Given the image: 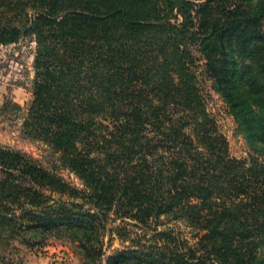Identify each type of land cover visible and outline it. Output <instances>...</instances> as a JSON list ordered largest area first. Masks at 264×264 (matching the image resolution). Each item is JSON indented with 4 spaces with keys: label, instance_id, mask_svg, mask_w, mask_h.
<instances>
[{
    "label": "trees",
    "instance_id": "1",
    "mask_svg": "<svg viewBox=\"0 0 264 264\" xmlns=\"http://www.w3.org/2000/svg\"><path fill=\"white\" fill-rule=\"evenodd\" d=\"M24 39L22 130L83 188L0 148L2 219L43 229L27 242L69 229L88 264H103L107 233L121 246L104 264H264V161L230 155L189 50L264 151V0H0V46Z\"/></svg>",
    "mask_w": 264,
    "mask_h": 264
},
{
    "label": "rangeland",
    "instance_id": "2",
    "mask_svg": "<svg viewBox=\"0 0 264 264\" xmlns=\"http://www.w3.org/2000/svg\"><path fill=\"white\" fill-rule=\"evenodd\" d=\"M189 50L195 58L198 85L201 89L207 111L216 119L219 130L228 141L229 153L236 158L254 157L264 161V151L255 152L250 140L237 127L235 118L222 93L213 85L204 72V60L198 47L190 45ZM35 42L24 39L15 44L0 46V148L14 152L28 154L40 161L49 170L58 173L65 183L70 187L80 190L83 188L82 180L67 167L57 161L55 155L49 151L46 144L41 141L27 137L22 130L24 114L31 99L34 77ZM5 177L3 167L0 163V184ZM47 194L50 191L46 192ZM55 195V194H53ZM32 223V222H30ZM114 225H127L134 229L136 223L132 219H114ZM158 227H174L189 242L196 241L193 231L178 221L161 217ZM160 223V224H159ZM43 229L18 230L17 224L7 222L0 217V237L12 243L14 247L25 246L39 256H49L50 264H88L84 251L80 250L77 242H71L70 230L66 228L52 229L43 233L44 239L36 237L29 240L32 235H39ZM24 233V235H23ZM42 235V234H41ZM106 253L103 264L111 251L120 248V241L111 238L107 233L104 236ZM50 253V254H45Z\"/></svg>",
    "mask_w": 264,
    "mask_h": 264
},
{
    "label": "crops",
    "instance_id": "3",
    "mask_svg": "<svg viewBox=\"0 0 264 264\" xmlns=\"http://www.w3.org/2000/svg\"><path fill=\"white\" fill-rule=\"evenodd\" d=\"M50 254V253H45ZM49 256H39L25 246H16L0 237V264H50Z\"/></svg>",
    "mask_w": 264,
    "mask_h": 264
}]
</instances>
